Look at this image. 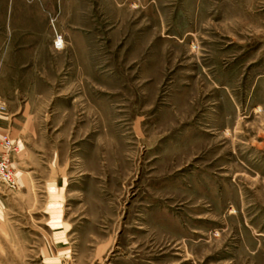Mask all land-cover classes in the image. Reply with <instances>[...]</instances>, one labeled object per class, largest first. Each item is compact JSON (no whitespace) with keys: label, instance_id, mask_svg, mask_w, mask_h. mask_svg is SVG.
I'll use <instances>...</instances> for the list:
<instances>
[{"label":"rangeland","instance_id":"1","mask_svg":"<svg viewBox=\"0 0 264 264\" xmlns=\"http://www.w3.org/2000/svg\"><path fill=\"white\" fill-rule=\"evenodd\" d=\"M77 24V97L0 137V264H264V0H83Z\"/></svg>","mask_w":264,"mask_h":264},{"label":"crops","instance_id":"2","mask_svg":"<svg viewBox=\"0 0 264 264\" xmlns=\"http://www.w3.org/2000/svg\"><path fill=\"white\" fill-rule=\"evenodd\" d=\"M80 1L0 0V137L26 132L32 104L77 97L80 51L87 54L84 36L73 34ZM54 33L64 35L63 50L53 48Z\"/></svg>","mask_w":264,"mask_h":264},{"label":"built area","instance_id":"3","mask_svg":"<svg viewBox=\"0 0 264 264\" xmlns=\"http://www.w3.org/2000/svg\"><path fill=\"white\" fill-rule=\"evenodd\" d=\"M52 46L55 50H61L63 47L62 37L54 34ZM4 112L0 104V113ZM13 151V145L6 137L0 139V199L7 196L15 188L14 175L9 165V154Z\"/></svg>","mask_w":264,"mask_h":264}]
</instances>
